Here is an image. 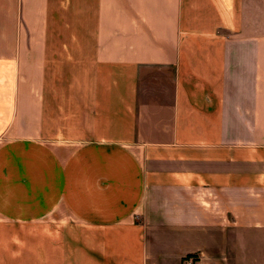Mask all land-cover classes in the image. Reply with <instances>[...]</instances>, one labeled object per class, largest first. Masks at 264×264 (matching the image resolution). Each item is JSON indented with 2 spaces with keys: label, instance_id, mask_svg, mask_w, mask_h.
Masks as SVG:
<instances>
[{
  "label": "crops",
  "instance_id": "crops-1",
  "mask_svg": "<svg viewBox=\"0 0 264 264\" xmlns=\"http://www.w3.org/2000/svg\"><path fill=\"white\" fill-rule=\"evenodd\" d=\"M0 264H264V0H0Z\"/></svg>",
  "mask_w": 264,
  "mask_h": 264
},
{
  "label": "rangeland",
  "instance_id": "rangeland-1",
  "mask_svg": "<svg viewBox=\"0 0 264 264\" xmlns=\"http://www.w3.org/2000/svg\"><path fill=\"white\" fill-rule=\"evenodd\" d=\"M1 238H3V235H1Z\"/></svg>",
  "mask_w": 264,
  "mask_h": 264
}]
</instances>
